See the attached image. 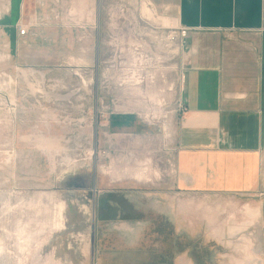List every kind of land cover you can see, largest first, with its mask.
Here are the masks:
<instances>
[{"label": "rangeland", "instance_id": "1", "mask_svg": "<svg viewBox=\"0 0 264 264\" xmlns=\"http://www.w3.org/2000/svg\"><path fill=\"white\" fill-rule=\"evenodd\" d=\"M175 25L142 0H0V264H264V189L173 185Z\"/></svg>", "mask_w": 264, "mask_h": 264}, {"label": "crops", "instance_id": "2", "mask_svg": "<svg viewBox=\"0 0 264 264\" xmlns=\"http://www.w3.org/2000/svg\"><path fill=\"white\" fill-rule=\"evenodd\" d=\"M163 19L189 28L173 151L179 192L245 196L264 189V0H149ZM121 134L137 117H111ZM171 156V155H170Z\"/></svg>", "mask_w": 264, "mask_h": 264}, {"label": "bare ground", "instance_id": "3", "mask_svg": "<svg viewBox=\"0 0 264 264\" xmlns=\"http://www.w3.org/2000/svg\"><path fill=\"white\" fill-rule=\"evenodd\" d=\"M143 1V10H144V12L149 16V17H156V18H159V15L157 14V12L155 11V9H154V7H152V5L150 4V2H149V0H142ZM167 19V18H166ZM168 20H172V19H168ZM174 21V20H173ZM104 171V173H110L111 174V172H109V171H107V170H103ZM132 172V171H131ZM132 176V175H131ZM133 178H135V179H137V180H147V181H150L151 179L149 178V174H148V168H142V169H140V170H138V171H135L134 173H133V176H132ZM60 211L62 212L63 211V204H60ZM88 208V207H87ZM86 209V208H85ZM59 211V212H60ZM86 211H89V210H87L86 209ZM61 212L59 213L60 214V216H62V218H63V215H61ZM254 212V210L253 209H251V211L249 212V215H250V213H253ZM63 213V212H62ZM256 213V212H255ZM257 214H259V212H257ZM261 214V213H260ZM254 217L256 216L255 214H252ZM62 220V219H61ZM61 223V222H60ZM61 225H62V223H61ZM60 226V225H59ZM235 227V226H234ZM236 227H237V225H236ZM238 227H240L239 225H238ZM242 227V226H241ZM232 232V231H231ZM250 241V240H249Z\"/></svg>", "mask_w": 264, "mask_h": 264}, {"label": "built area", "instance_id": "4", "mask_svg": "<svg viewBox=\"0 0 264 264\" xmlns=\"http://www.w3.org/2000/svg\"><path fill=\"white\" fill-rule=\"evenodd\" d=\"M188 33H189V28L178 25L175 27V31H174L172 37H173V39L181 41L182 39L186 38Z\"/></svg>", "mask_w": 264, "mask_h": 264}, {"label": "flooded vegetation", "instance_id": "5", "mask_svg": "<svg viewBox=\"0 0 264 264\" xmlns=\"http://www.w3.org/2000/svg\"><path fill=\"white\" fill-rule=\"evenodd\" d=\"M122 227H124L125 229L131 230V225H129L128 223H124ZM180 264H194V263L191 259L186 260L185 258H182L180 261Z\"/></svg>", "mask_w": 264, "mask_h": 264}, {"label": "water", "instance_id": "6", "mask_svg": "<svg viewBox=\"0 0 264 264\" xmlns=\"http://www.w3.org/2000/svg\"><path fill=\"white\" fill-rule=\"evenodd\" d=\"M91 241H92V247H94V244H95V225L94 224H93V227H92V238H91ZM92 255H93V264H95L94 263V261H95V257H94L95 251L94 250H92Z\"/></svg>", "mask_w": 264, "mask_h": 264}]
</instances>
